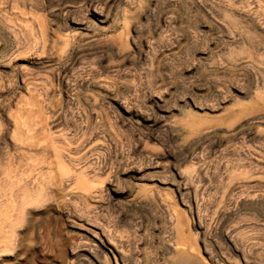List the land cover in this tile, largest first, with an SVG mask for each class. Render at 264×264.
<instances>
[{"label": "rangeland", "instance_id": "obj_1", "mask_svg": "<svg viewBox=\"0 0 264 264\" xmlns=\"http://www.w3.org/2000/svg\"><path fill=\"white\" fill-rule=\"evenodd\" d=\"M100 237L264 264V0H0V264Z\"/></svg>", "mask_w": 264, "mask_h": 264}, {"label": "bare ground", "instance_id": "obj_2", "mask_svg": "<svg viewBox=\"0 0 264 264\" xmlns=\"http://www.w3.org/2000/svg\"><path fill=\"white\" fill-rule=\"evenodd\" d=\"M96 3H97L96 1H91L89 6L91 8L92 7L93 8H97L98 5ZM95 17H96V20L98 22H103L105 20V17L101 13L96 14ZM71 21L74 23V20L71 19ZM93 231H92V233H94V234L96 233L97 234V232H95V231L93 232ZM94 234H91V237L96 238V235H94ZM97 240L99 241V244H101L107 251H109V253L112 256V259L114 261V264H127L126 261H125L126 259H124L125 256H123V257L121 256V247H122L121 244H119L117 241H115L114 239H112L110 237L109 238L108 237L107 238L106 237H100ZM91 241H94V239H91ZM177 264H188V263H186L184 260L180 259V260H178Z\"/></svg>", "mask_w": 264, "mask_h": 264}]
</instances>
